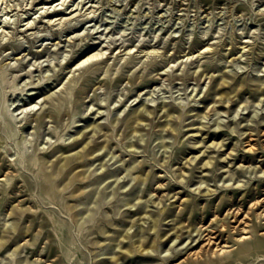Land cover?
<instances>
[{"label": "rangeland", "instance_id": "rangeland-1", "mask_svg": "<svg viewBox=\"0 0 264 264\" xmlns=\"http://www.w3.org/2000/svg\"><path fill=\"white\" fill-rule=\"evenodd\" d=\"M52 4L0 0V264H264V0Z\"/></svg>", "mask_w": 264, "mask_h": 264}, {"label": "bare ground", "instance_id": "bare-ground-1", "mask_svg": "<svg viewBox=\"0 0 264 264\" xmlns=\"http://www.w3.org/2000/svg\"><path fill=\"white\" fill-rule=\"evenodd\" d=\"M55 0H48V2H51V5L49 6V8H48V11L50 10V8L53 6V2H54ZM56 1H58V0H56ZM64 2V1H63ZM62 2V3H63ZM56 3V2H55ZM59 4V3H58ZM58 4H56V6L58 5ZM42 8H44V5L43 6H41ZM40 7V8H41ZM183 8V7H182ZM185 8V7H184ZM58 8H56L55 7V10H57ZM62 8H60V10H61ZM45 12V11H44ZM48 14L50 13V11L49 12H47ZM46 16V15H45ZM225 75V74H224ZM223 75V77L221 76V78H219L220 80H217V82L215 83V86H213V88H214V91L216 92V93H220V96H222L223 97V95H230L229 97H231V94H232V91H230V90H226L225 88H226V86L228 85L227 83L228 82H230V80L228 81L227 80V76H224ZM227 77V78H226ZM230 83H232V82H230ZM214 85V84H213ZM234 85V84H233ZM261 85V84H260ZM243 86V82H240L238 85H236V87H235V90L236 89H239V90H241L240 88ZM211 88H212V86H211ZM234 88V87H233ZM232 88V89H233ZM259 88V87H258ZM261 88V87H260ZM210 90H212V89H210ZM259 90V89H258ZM263 93H264V88H262V90H261ZM261 92V93H262ZM258 93H260V92H258ZM209 94H211V93H209ZM239 94V93H238ZM212 95V94H211ZM215 96H216V94H214ZM213 95V96H214ZM234 95H236V94H234ZM217 96H219V95H217ZM228 96H226V97H228ZM233 96V95H232ZM209 97V96H208ZM225 97V96H224ZM221 97H219V99H220ZM216 99V98H215ZM224 99V98H223ZM214 100V99H213ZM226 100V99H225ZM228 100H230V99H228ZM221 101V100H220ZM145 101H143V103H144ZM218 102V101H217ZM226 102V101H225ZM34 102H33V100L31 99V101L29 102V104H31L30 106H32V105H35V104H33ZM164 103H166V102H164ZM214 103V102H213ZM216 103V102H215ZM150 104V103H149ZM104 105V104H103ZM147 105V104H146ZM145 105V103L144 104H142V106H143V108H137L136 110H134L132 113H133V123L134 122H136V124L138 123V124H140V122L143 120L144 121V119L147 117V113H145V111L144 110H146L145 108L146 107H148V106H146ZM163 106H166V104H162ZM222 106V105H221ZM100 107V106H99ZM167 107V106H166ZM27 108V107H26ZM226 108V107H225ZM161 109H163V108H161ZM164 109H165V107H164ZM216 109V108H215ZM32 110V109H31ZM31 110H29V112H31ZM149 110H152V109H149ZM169 110V112L168 113H166L168 116H175V114H176V111L178 110V108H176L175 106H173V107H171V108H169L168 109ZM226 110V109H225ZM228 111V110H227ZM23 112V111H22ZM97 113V112H96ZM102 116H104V113H103V115L101 114V115H98V118H100V117H102ZM167 116V117H168ZM168 120V119H167ZM171 120V119H170ZM131 122V121H130ZM145 122V121H144ZM164 122V121H163ZM100 123V122H99ZM141 123H143V122H141ZM168 123V122H167ZM131 124H132V122H131ZM135 124V123H134ZM169 124V123H168ZM167 124V125H168ZM171 124V123H170ZM168 125V128H171V126H172V124L171 125ZM87 125V124H86ZM96 125V124H95ZM94 124H93V126H95ZM98 125V124H97ZM101 125V124H100ZM133 125V124H132ZM167 125L165 126V127H167ZM91 126V125H90ZM131 126V125H130ZM137 126L138 125H134V127H135V129L137 128ZM142 126V125H141ZM170 126V127H169ZM95 127H97V126H95ZM100 127V126H99ZM133 127V126H132ZM142 128H144L143 126H142ZM167 128V129H168ZM176 127H174L173 128V126H172V128L171 129H175ZM83 129V128H82ZM81 129V130H82ZM138 129V128H137ZM137 129H136V131H137ZM80 130V131H81ZM140 129H138V131H139ZM86 130L84 129L83 131H81L80 133H79V131H78V133L77 134H70V136H73L74 138H79V137H81V135L85 132ZM96 131V130H95ZM137 131V132H138ZM175 131V130H174ZM88 132V131H87ZM98 132V131H97ZM134 132H135V130H134ZM244 133V132H243ZM88 135V134H87ZM202 135V134H201ZM83 136H85V135H83ZM89 136V135H88ZM62 137L61 136H59V138H57L56 139V143L55 144H57L58 145V149H60V150H62V151H60V152H62L61 154H63V155H61V157L63 156V158H61V160L62 159H64L63 161H64V163H63V161L61 162L60 160V162L62 163V164H65V165H69L71 162H72V160H74L75 158H79V161H81V159L80 158H83L84 156H86V155H91V157H92V154L91 153H94L95 155H96V149L98 148V147H100V146H98V144H95V143H97V142H95L94 143V145L91 143V141L90 140H83V141H77V139H74V141L72 142V141H64V140H62L61 139ZM85 139V138H84ZM108 139V138H107ZM247 139H248V137H247ZM223 141V140H222ZM80 142V143H79ZM93 142V141H92ZM107 143H109L108 141H106ZM219 142H221V141H219ZM76 143H79V144H76ZM102 143V142H101ZM215 143V142H214ZM105 144V143H104ZM100 145V144H99ZM220 145H222V144H220ZM76 146H80L79 147V149H77V150H75V151H70V152H68L67 154H65V151L67 152V150H70V149H74V148H76ZM102 146H104V147H107V145L105 144V145H103V143H102ZM101 146V147H102ZM132 146V145H131ZM250 146V145H249ZM100 147V148H101ZM103 148V147H102ZM249 149H252V146L249 148ZM247 150H248V148H247ZM254 150V149H253ZM98 151V150H97ZM251 151V150H250ZM57 153V152H56ZM94 154H93V156H94ZM23 157V156H22ZM88 157H90V156H88ZM90 157V158H91ZM60 158V157H59ZM89 159V158H88ZM76 160V159H75ZM78 160V159H77ZM87 160V159H86ZM194 160V159H193ZM192 161V160H191ZM76 162V161H75ZM78 162V161H77ZM82 162V161H81ZM84 163V162H83ZM82 163V164H83ZM206 163V162H205ZM204 163V164H205ZM81 164V165H82ZM78 165V164H77ZM72 166V165H71ZM83 166V165H82ZM85 166V165H84ZM134 166H136V164L134 165ZM13 167V166H12ZM67 167V166H66ZM10 168V167H9ZM73 168V167H72ZM71 168V169H72ZM81 168H83V167H81ZM89 168V167H88ZM87 168V169H88ZM132 168V167H131ZM135 168V167H134ZM182 168V167H181ZM180 168V169H181ZM14 169V168H13ZM84 169H85V167H84ZM130 168H128V170H129ZM133 169V168H132ZM183 169V168H182ZM2 170V169H1ZM83 170V169H82ZM131 170V169H130ZM132 171V170H131ZM140 171H141V169H140ZM145 172V171H144ZM83 173H85L84 171L83 172H77V174H76V176H86V175H83ZM86 173H87V171H86ZM184 173V172H183ZM139 174H140V172H139ZM138 174V175H139ZM143 174V173H142ZM148 174V173H147ZM184 174H186V173H184ZM141 175V174H140ZM144 175V174H143ZM13 176H14V174H13ZM177 176V175H176ZM136 177V176H135ZM137 177H139V179L138 180H141L142 178L140 177V176H137ZM145 177V176H144ZM5 178H7V179H10V178H12L11 177V174H10V172H6V175H5ZM84 178V177H83ZM82 178V179H83ZM147 178V177H146ZM145 178V179H146ZM85 179V178H84ZM144 179V178H143ZM142 179V180H143ZM144 179V180H145ZM180 180V179H179ZM181 180H183V178H181ZM202 181V180H201ZM142 182V181H141ZM180 182V181H179ZM160 185H162V184H160ZM167 185V184H166ZM68 187V186H67ZM80 187V186H79ZM206 187V186H205ZM160 188V187H159ZM207 188V187H206ZM205 189V188H204ZM212 189V188H211ZM206 190H208V189H206ZM208 192H212V191H208ZM153 197V196H152ZM151 197V198H152ZM224 197V196H223ZM150 198V199H151ZM181 198V197H180ZM226 198V197H225ZM264 199L262 198L261 199V201H263ZM182 202V201H181ZM223 202H224V200H223ZM256 202H254V204H255ZM19 204V203H18ZM18 204H17V206H18ZM173 204V203H172ZM178 204V203H177ZM225 204V203H224ZM176 205V204H175ZM226 205V204H225ZM253 205V204H252ZM252 205H250L251 207H252ZM177 206V205H176ZM166 208V207H165ZM164 208V209H165ZM163 209V210H164ZM183 210H181V212H182ZM235 211V210H234ZM173 212V211H172ZM228 213H230L229 212V210H228ZM232 213V212H231ZM235 214H238V212H235ZM171 215V214H170ZM183 215V214H182ZM228 215V214H227ZM227 215L225 216V217H227ZM230 215V214H229ZM228 215V216H229ZM232 215H234V214H232ZM264 215V208L262 209V210H260L259 212H257V216L258 217H261V216H263ZM218 217V216H217ZM235 217H236V222H238L239 224H237L236 226H234L233 228L234 229H236V230H238V233H237V235H235V241L237 240V242H248V241H246L248 238V240H250V233L252 232V231H254L255 229L252 227V225L249 223V220L248 219H246V217H248V213H245V216L243 217V218H239V216H236L235 215ZM155 218V217H154ZM156 220H157V218H155ZM218 219H219V217H218ZM217 219V220H218ZM227 219V218H226ZM214 220L216 221V219L214 218ZM223 220V219H222ZM225 220V219H224ZM223 220V221H224ZM179 221V220H178ZM219 221V220H218ZM155 222V221H154ZM213 222V221H212ZM216 223H217V221H216ZM157 224V223H156ZM181 224H183V222L181 223ZM181 224H179V225H181ZM213 224H214V222H213ZM221 224V223H220ZM185 225V224H184ZM217 225V224H216ZM222 226H223V229H225V227H226V224L224 225V222H222V224H221ZM214 226V225H213ZM174 227V226H173ZM172 227V228H173ZM178 227V226H177ZM176 227V229H178ZM216 227V226H215ZM171 228V229H172ZM182 228H184V226H182ZM202 228V227H201ZM203 229V228H202ZM201 229V230H202ZM205 229V228H204ZM212 229V228H211ZM23 231H24V229H22ZM28 230V229H27ZM173 230H175V229H173ZM172 230V232L174 233L175 231H173ZM201 230H199V232L201 231ZM206 230V229H205ZM178 231V230H177ZM167 232H169V231H167ZM202 232H205V231H203L202 230ZM217 230L216 231H210L209 230V232H208V234H209V236L205 239V241L206 242H204V243H202V245L200 244V247L199 248H195V249H192L193 251L191 252V255L192 256H194V257H200V256H202V253H203V251L205 252V250H208L209 248L207 247L208 245H210V250H212L211 252H212V254H214V255H223V254H227V253H229L230 252V248H229V245H227V242L226 243H224V244H222L221 243V241L219 242H216V241H214V238L216 237V235H217ZM178 233V232H177ZM219 233V232H218ZM198 234V233H197ZM201 234H203V233H201ZM207 234V233H206ZM205 235V234H204ZM168 236H169V234H168ZM174 236H176V235H174ZM178 236H180V234L178 235ZM202 236V235H201ZM207 236V235H206ZM252 236V235H251ZM170 238V237H169ZM216 239V238H215ZM204 240V239H203ZM143 241V240H142ZM224 241V240H223ZM140 243V242H139ZM143 243V242H142ZM147 243V242H146ZM243 243V244H244ZM6 244V239L4 238V237H2V238H0V247L2 246V245H5ZM141 244V243H140ZM152 244V243H151ZM150 244V245H151ZM248 244V243H247ZM139 245V244H138ZM245 245V244H244ZM140 246V245H139ZM139 246H138V249H139ZM150 247V246H149ZM152 247H153V245H152ZM206 247L208 248V249H206ZM232 247V246H231ZM141 248H143V247H141ZM140 248V249H141ZM151 248V247H150ZM129 249V248H128ZM127 249V250H128ZM144 249V248H143ZM142 249V250H143ZM146 249V248H145ZM190 250V249H189ZM190 254V253H189ZM191 255H190V257H191ZM107 262V261H106Z\"/></svg>", "mask_w": 264, "mask_h": 264}]
</instances>
